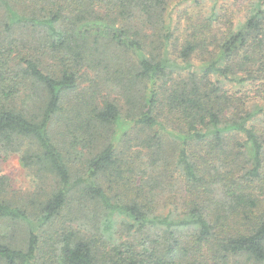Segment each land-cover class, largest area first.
I'll use <instances>...</instances> for the list:
<instances>
[{
    "label": "trees",
    "instance_id": "1",
    "mask_svg": "<svg viewBox=\"0 0 264 264\" xmlns=\"http://www.w3.org/2000/svg\"><path fill=\"white\" fill-rule=\"evenodd\" d=\"M211 1L172 28L171 0H0V166L18 155L41 187L14 200L0 168V225L29 228L22 246L0 233V264H39L56 220L49 252L63 264H264V0ZM87 71L97 82L82 88ZM100 75L152 155L176 126L174 209L159 212L155 187L99 143L123 114L99 97Z\"/></svg>",
    "mask_w": 264,
    "mask_h": 264
},
{
    "label": "rangeland",
    "instance_id": "2",
    "mask_svg": "<svg viewBox=\"0 0 264 264\" xmlns=\"http://www.w3.org/2000/svg\"><path fill=\"white\" fill-rule=\"evenodd\" d=\"M234 2L235 0H227L226 4L233 7ZM211 5V0L200 1V4L194 3L193 0H171L166 12V21L167 23L171 24L172 28H174V26L177 25L179 21L184 22L185 20L187 24L190 21V19L188 21L189 16H194L199 13L206 14L210 10ZM3 14V9L0 6V37L4 35V27L1 24L3 20ZM239 15H242V12H240ZM26 35H16V47L23 48V44H25L24 41L28 37V35ZM177 36H179V32H176V37ZM177 43H179V41ZM171 52L172 55L176 57V53L173 49ZM194 60L197 61V64L200 63V60L197 57H194ZM86 73L87 75L89 74V76L86 78L84 77L86 80L82 83V88L90 86V80L87 79L92 78L97 82L96 74L93 71H87ZM100 78L101 79L99 80V83L101 85V90L99 92V97H101V99L109 97L111 99L117 100L121 105L123 114L122 118L109 128V132H104V129L101 131L102 134L100 135L99 143L102 140L104 141V139L106 140L108 138V142L113 141L116 147H118V153L126 157L129 161L126 165V168L129 171L128 175L133 176L132 181L137 185H146L147 187L152 185L155 187L156 191H158L156 202L159 212L166 213L174 209L176 202L179 199V187H183L181 185L179 175L178 161L180 145L179 133L177 132L178 130H176V126H168L167 129L160 131L159 136L163 142L162 147L160 146L159 148L157 145V147H155L153 150L155 153L152 155V150L145 149V146H142L139 140L132 138L138 131L139 126L133 125L126 117L127 111L131 109V105L127 103L125 97H121V89L108 80L106 76L100 75ZM261 102L264 104V101ZM263 114L264 112L260 114V116ZM240 139L242 140V138ZM93 150L94 149L92 148L91 151ZM76 151L78 156H82V154L87 156L90 150L80 144ZM0 168L1 173L8 177V197L13 198L14 200H22L27 203L37 197V195L39 196L38 190L41 187H38L39 184L36 181L33 172L24 167L20 162L18 155L15 154L5 159L2 162ZM47 186L49 185L47 184ZM47 186H43L45 190L49 189ZM29 205L31 206L32 203L28 204V207ZM90 209L94 210V207L91 206ZM101 215L104 217L106 212L101 211L100 216ZM62 224L63 223L61 221L56 220L54 223L48 224L43 228L42 238L43 240H49V246L47 252L48 254L44 253L47 254L44 258L39 257V264H45L46 260H50L49 256H51L52 259H55L54 262L53 260H50L49 264H63L60 262V260L57 261L56 258L53 257L54 251L49 252L52 248L51 244L54 241L55 231ZM28 229V225L24 222L19 224L6 223L0 225V233H5L6 231L9 234L14 233L15 235H13L15 236V240L18 241L19 245L21 246L24 245L23 240L27 237Z\"/></svg>",
    "mask_w": 264,
    "mask_h": 264
}]
</instances>
